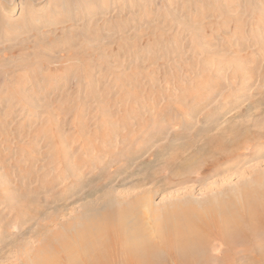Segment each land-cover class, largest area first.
I'll use <instances>...</instances> for the list:
<instances>
[{
	"label": "rangeland",
	"instance_id": "1",
	"mask_svg": "<svg viewBox=\"0 0 264 264\" xmlns=\"http://www.w3.org/2000/svg\"><path fill=\"white\" fill-rule=\"evenodd\" d=\"M182 1L0 0V264H18L54 214L103 205L107 191L199 201L254 169L264 140L241 143L231 170L132 188L164 177L160 161L200 145L204 126L214 134L264 108V0Z\"/></svg>",
	"mask_w": 264,
	"mask_h": 264
},
{
	"label": "bare ground",
	"instance_id": "2",
	"mask_svg": "<svg viewBox=\"0 0 264 264\" xmlns=\"http://www.w3.org/2000/svg\"><path fill=\"white\" fill-rule=\"evenodd\" d=\"M217 2L210 0L209 4L216 7ZM252 2L248 0L249 4ZM181 6H193V3L185 0ZM260 93L257 91L264 97V93ZM238 114L236 112L235 116ZM253 114L263 119L264 108H257ZM259 116L245 123L242 120L237 124L227 123L214 134L204 133L213 126H204L199 131V135H203L200 145L183 154L186 143L179 144L160 161L167 171L164 177L140 176L132 188L148 182L154 185L159 179L166 185L177 184L180 178L178 184H181L187 179L182 177L189 170L204 168L207 171L204 175L220 171L222 162L231 170V160L238 158L241 143L264 140V127L257 133L249 130V126L261 124ZM100 134L104 138L105 135ZM263 148L254 156L257 161L254 169L247 168L251 171L240 173L239 168V172L230 173L238 174V183H221L199 201L179 192L184 196L153 204L150 200L152 186L148 188L151 191L147 190L148 196L145 191V195L143 193L145 188L118 198L114 190L107 191L99 196L103 205L80 204L65 220L56 219L58 215L54 214L51 224L40 225L41 234L35 244L25 243L22 252L17 250L18 264H264ZM94 188L82 196H94V191H98Z\"/></svg>",
	"mask_w": 264,
	"mask_h": 264
}]
</instances>
